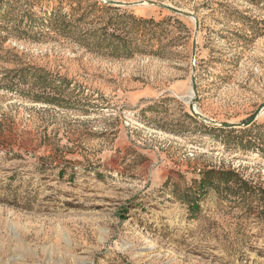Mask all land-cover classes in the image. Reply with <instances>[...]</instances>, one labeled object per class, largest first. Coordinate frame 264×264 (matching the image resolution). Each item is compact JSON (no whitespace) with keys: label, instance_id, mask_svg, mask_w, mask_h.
<instances>
[{"label":"rangeland","instance_id":"374dc122","mask_svg":"<svg viewBox=\"0 0 264 264\" xmlns=\"http://www.w3.org/2000/svg\"><path fill=\"white\" fill-rule=\"evenodd\" d=\"M0 264H264V0H0Z\"/></svg>","mask_w":264,"mask_h":264},{"label":"water","instance_id":"95a60500","mask_svg":"<svg viewBox=\"0 0 264 264\" xmlns=\"http://www.w3.org/2000/svg\"><path fill=\"white\" fill-rule=\"evenodd\" d=\"M139 2V1H138ZM151 4H156V5H158V6H161V7H169V6H167V5H165L164 3H162V2H157V1H154V2H150ZM201 117L202 118H204V119H206V120H212L211 118H208V117H206V116H204V115H201Z\"/></svg>","mask_w":264,"mask_h":264}]
</instances>
